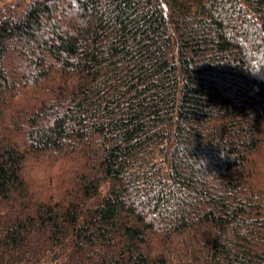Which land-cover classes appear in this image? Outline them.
<instances>
[{
    "label": "trees",
    "instance_id": "trees-1",
    "mask_svg": "<svg viewBox=\"0 0 264 264\" xmlns=\"http://www.w3.org/2000/svg\"><path fill=\"white\" fill-rule=\"evenodd\" d=\"M0 264H264V0H0Z\"/></svg>",
    "mask_w": 264,
    "mask_h": 264
}]
</instances>
